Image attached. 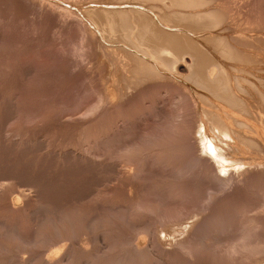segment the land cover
Here are the masks:
<instances>
[{"label": "rangeland", "instance_id": "rangeland-1", "mask_svg": "<svg viewBox=\"0 0 264 264\" xmlns=\"http://www.w3.org/2000/svg\"><path fill=\"white\" fill-rule=\"evenodd\" d=\"M38 1L0 0V264H42L44 250L65 243L74 253L53 264H83L85 251L103 264L117 259L131 264H249L264 257L263 141L259 135L253 138L257 135L249 126L238 129L235 123L234 138L247 134L254 143L248 145L246 137L241 146L238 140L230 142L218 124L219 130L214 127L211 114L204 116L202 109L213 98L192 74L190 54L185 58L191 72L183 75L175 68H156L155 60L158 72L147 63L134 64L136 58H128L123 44L111 50L115 44L98 43L77 14L92 22L85 7H129L142 0H65L72 15L68 19L59 16L63 7L54 12L48 0L43 6ZM191 1L181 4L188 5L182 6V11L190 9L184 11L188 15L200 9ZM209 1L202 8H219L223 23L208 27L202 23L210 19H184L186 24L173 3L181 25L168 26L174 9L172 3L168 7L170 1L142 4L158 17L168 7L171 15L160 26L179 28L212 52L217 51L215 36L228 35L230 43L240 36L250 43L246 47L262 70L264 0ZM191 23L195 28L190 29ZM261 73L263 77L264 69ZM127 75L136 77L130 78L131 85ZM246 81L242 83L251 92ZM260 111L263 120L256 114L248 117H258L257 125L264 129V107ZM218 153L231 159L225 167H219ZM237 160L245 163L239 166Z\"/></svg>", "mask_w": 264, "mask_h": 264}, {"label": "bare ground", "instance_id": "bare-ground-1", "mask_svg": "<svg viewBox=\"0 0 264 264\" xmlns=\"http://www.w3.org/2000/svg\"><path fill=\"white\" fill-rule=\"evenodd\" d=\"M40 1V0H39ZM38 3H42V2H39ZM43 1V0H42ZM99 1V0H98ZM97 0H91L90 2H98ZM101 1V0H100ZM107 1V0H106ZM115 1V0H113ZM111 1V2H113ZM122 2V0H120ZM124 1V0H123ZM126 1V0H125ZM137 1V0H136ZM135 0H133V2H136ZM149 0H145V2H148ZM155 0H151L150 3H149V6L151 4L152 6V2H154ZM161 1H170V3H168V7L171 6L169 4L172 3L173 6H171L172 8H174V4H177L176 7L178 6V8H176L178 11L180 10L181 13H179L175 8L173 9V15L169 14V13H166V12H171L170 9L168 11V7H167V10L163 9L164 11V14L162 16L161 14V17L157 16L156 13H154L153 11V8L152 9H149L147 10L146 7L143 5L145 4L144 3V0H142L143 4L141 1H139L137 4L134 3L133 5H130L129 7H123L125 5H123L122 7H117L116 6V3H112L111 6L109 5V7H103V9L101 8L102 6H100L99 8L102 9L100 11V9H97V7L95 6H90L89 8H84L83 10L86 11L87 14H89L88 16H90L93 20L92 22L95 23L96 27L94 26V24H92L91 21L87 20V18H84V14H81L80 12H77V14L80 16L81 20H83L85 22V24L83 25L86 29L90 30L91 32H93L95 35H93L94 37L96 36L98 39H100V41L98 43H101L104 45V46H109L110 45V48H111V45L115 44V47H112L111 50H113L114 48L116 49L117 47L120 48L119 45L123 44V46L121 47H124L127 51H131L129 53L128 51V55L130 57H128L129 59L131 58H136L135 61H133L134 64H148L149 66V69H150V66H152L153 68L155 67V61H157V66L156 68L159 66L162 67V65L166 66V68H175L176 70V73L177 74H185L189 71V73L192 71V74L195 75V78L197 80V83H199L201 86H203L205 88V90L207 89L208 91V94L211 95V96H208L209 97H212L213 100L209 99V103L208 104V107L204 108V110L202 109V112L204 113V116L207 114H211V117L212 118V121L214 119V123H216V125L214 126L213 122L211 123L214 127L217 126L218 124V128H222V130L220 129V131L222 132V134H224L226 138V140H228L230 138V142L231 140H233L234 142L237 141L238 144L241 142H243L242 144H246L245 139L246 138H251V136H248L247 134L245 135V137L243 135H239V134H235L236 137L234 138V134L233 133V130H232V124H235L236 123V127L238 128V125L240 126V129H243V127H246L244 128L245 130H247L248 126L249 128H252L250 130H252L251 132H254L255 135L257 136H253L254 137H257L258 138V135L261 137L260 139H262L263 141V145H264V129L260 128V126H258L257 124H259L257 122V118L255 119L256 121H250V120H254L248 116H253V117H256V115H259V118L261 120L262 119V116L259 114L261 111L260 109L262 107H264V89H263V85L262 82L264 83V81L260 82V84H262V86L258 83V78L261 77L262 80H264V75L263 77L261 76L262 73L261 71L264 69L261 70V66H256V62H254L256 59V57L254 58V53L251 52V50L247 49V45H249L250 43H248V41H241V38L240 36L236 35L234 36V39L236 41H234L233 43H236V44H233L232 42L230 43V37L228 38V35H218V36H215L214 39L211 38L213 44H215V48L217 51H213L212 50H208V49H203L201 46H199L197 44V42L191 38L190 36L186 35L185 33L181 32L179 28H176L174 31H168L164 28H162L159 24V22L162 20H168V14L169 16L171 15V19L170 21H166V25L168 26H177L178 24H180V20H181V17H183V22L185 21L184 19H186V21H188L187 19H191L192 20H202L204 19H210V21L207 23L206 22H203L202 24H208V27L209 26H213L217 24V21H222L224 19V17H222L223 15L221 14V10H219V8H214L213 6L211 7H206V8H202V6H205L206 3H208L209 0H192L191 2H194V4L198 7H200L199 11L196 10V12L193 14V15H188L187 13H185L184 11H189L187 8V10H185L184 8V11L183 10V7H186L188 5H181V4H184V3H187L188 1L187 0H159V3L161 4L162 2ZM66 1L64 0L63 2H55V1H51V0H48L46 3L48 5V7L50 9H53L54 12H55V9H59V7H63L62 10L59 9L58 13H59V16L62 17V18H67L69 15H71L70 11L71 9H67L68 5L65 3ZM69 2V1H68ZM72 2V1H70ZM77 2V1H76ZM80 2V1H79ZM82 2V1H81ZM102 2V1H101ZM103 2L105 3V0H103ZM119 4L120 2L117 1ZM132 2V0L130 1ZM130 2H127V3H130ZM156 2V1H155ZM154 2V3H155ZM211 2V1H209ZM37 3V4H38ZM110 3V1L108 2ZM107 3V5H108ZM117 3V4H118ZM153 3V4H154ZM158 3V2H157ZM157 3H155L154 5H156ZM158 3V4H159ZM174 3V4H173ZM215 3V2H214ZM219 3V2H218ZM43 4L45 5V2L43 1L42 5ZM73 4V3H72ZM81 4V3H79ZM78 4V5H79ZM118 4V5H119ZM131 4V3H130ZM167 5V2L165 3ZM180 6H179V5ZM77 5V6H78ZM146 5V4H145ZM148 5V4H147ZM164 5V3H163ZM209 5V3H208ZM39 6V5H38ZM40 6V7H42ZM70 6V5H69ZM72 6V5H71ZM148 6V7H149ZM159 6V5H158ZM191 6V4H189V7ZM195 6V7H196ZM47 7V6H45ZM44 7V8H45ZM76 7V6H75ZM170 7V8H171ZM180 7L182 9H180ZM48 8V9H49ZM65 8V9H64ZM73 9H75L74 7H72ZM156 8V7H155ZM160 8V11L161 10V5L159 6ZM171 8V10H172ZM192 8V7H191ZM202 8V9H201ZM49 9V11H50ZM77 9V8H76ZM51 10V11H53ZM156 10V9H155ZM177 11L174 12V11ZM217 10V11H216ZM73 11V10H72ZM81 11V9H80ZM225 11V9H224ZM76 12V11H75ZM74 12V13H75ZM157 12V11H155ZM182 12L187 14V16H185V14L182 15ZM193 11L189 12V13H192ZM219 12V13H218ZM56 13H57V10H56ZM57 13V14H58ZM85 13V12H84ZM85 13V14H86ZM163 13V11L161 12ZM174 13L175 15L179 13L180 17L179 16H174ZM73 14V12H72ZM74 15V14H73ZM160 15V13L158 14ZM182 15V16H181ZM58 16V15H57ZM72 16V15H71ZM75 16V15H74ZM73 16V18H74ZM78 16V17H79ZM166 16V17H165ZM174 16V17H173ZM70 17V16H69ZM68 17V18H69ZM77 17V15H76ZM89 17V19H90ZM180 18V20L178 21V19ZM67 18V19H68ZM72 18V20H74ZM79 18V19H80ZM160 18V19H159ZM76 20V23H77V19ZM74 20V21H75ZM225 20V19H224ZM185 21V23H186ZM190 21V22H191ZM197 21V22H198ZM58 22V21H57ZM182 22V20H181ZM189 22V21H188ZM189 22V23H190ZM195 21H193L194 23ZM226 22V21H225ZM163 23V22H162ZM175 23V24H174ZM176 23H178L176 25ZM188 23V24H189ZM199 23V22H198ZM201 23V22H200ZM198 24V25H202V24ZM223 23V21H222ZM187 24V23H186ZM192 24V23H191ZM190 24V29H193V24L191 25ZM195 24V23H194ZM66 25V23H65ZM181 25V24H180ZM197 25V24H196ZM220 25V24H219ZM184 28H187L189 27V25H182ZM221 26V25H220ZM178 27V26H177ZM198 27H201V26H198ZM207 27V25L205 26ZM181 28V27H180ZM195 28V27H194ZM216 28V27H215ZM189 29V28H187ZM189 29V30H190ZM197 29V28H196ZM201 29V28H200ZM206 29V28H205ZM203 29V30H205ZM212 29V28H211ZM184 30V29H183ZM192 31V30H191ZM194 31V30H193ZM192 31V32H193ZM196 31V30H195ZM213 31V30H212ZM206 32V31H205ZM194 33V32H193ZM211 33V32H209ZM238 33V32H237ZM214 34V33H213ZM223 34V33H222ZM192 35V34H191ZM205 35H208L205 33ZM217 35V34H215ZM202 36V35H201ZM203 37V36H202ZM210 38V36L208 37ZM97 39V40H98ZM203 39V38H202ZM201 39V40H202ZM205 39V38H204ZM205 41V40H204ZM208 41V40H207ZM233 41V40H232ZM239 41V42H238ZM106 42H109V44H107ZM111 43V44H110ZM199 43V42H198ZM101 44V45H102ZM107 44V45H106ZM118 44V45H116ZM210 45V44H209ZM117 46V47H116ZM213 46V45H212ZM247 46V47H246ZM123 48V49H124ZM136 50H134V49ZM213 48V49H215ZM244 48V49H243ZM118 49V48H117ZM109 51V50H108ZM122 51V50H121ZM124 51V50H123ZM115 53V52H114ZM126 53V51H125ZM133 53V55L135 54V57H131V54ZM127 54V53H126ZM146 54V55H145ZM187 54H190V61L192 62V64H190L191 66H193V70L190 71V68H188V64L189 62H187V59L185 58V56ZM114 55V54H113ZM148 56L145 57V56ZM150 57V58H149ZM224 58V59H222ZM117 59V58H116ZM134 60V59H133ZM153 60H155L153 62ZM180 60V61H179ZM226 60V62H225ZM232 62H230V61ZM235 60V61H234ZM259 60V58H258ZM160 62V65H158ZM259 62V61H258ZM261 62V61H260ZM132 63V62H130ZM150 63V64H149ZM264 63V62H263ZM262 63V64H263ZM125 64V63H124ZM127 64V63H126ZM138 64V65H139ZM146 64V65H147ZM252 64V65H251ZM255 64V65H253ZM258 64V63H257ZM137 65V69L139 68V66ZM144 65V66H146ZM251 65V66H250ZM132 67H136V65L132 66ZM147 67V68H148ZM158 67V68H159ZM146 68V69H147ZM154 68V69H156ZM165 68V69H166ZM127 69V68H126ZM125 69V70H126ZM136 69V68H135ZM140 69V68H139ZM146 69H143L145 71H148ZM153 69V70H154ZM160 69V68H159ZM132 71H134L132 68H131ZM153 70L151 72H153ZM162 70V69H161ZM161 70H160V74H161ZM139 71H142V67H141V70ZM139 71H135V73H139ZM157 71V69L155 70ZM159 71V70H158ZM157 71V72H158ZM127 72V71H126ZM131 72V71H130ZM129 72V73H130ZM134 73V74H135ZM143 73V72H142ZM261 73V74H260ZM132 74V73H131ZM130 74V75H131ZM132 74V76L134 75ZM149 76H150V73H148ZM146 74V75H148ZM155 74V72H154ZM153 74V75H154ZM145 75V74H144ZM143 75V77H144ZM152 75V73H151ZM193 75V76H194ZM129 77V80L127 79L126 82L130 83V85L132 84L133 82V79H135L133 77V79L127 75ZM141 76V75H140ZM187 76V75H186ZM190 76V75H189ZM260 76V77H259ZM127 77V78H128ZM142 77V76H141ZM148 77V76H147ZM130 78L132 80V82L130 81ZM146 78V77H145ZM179 78V77H178ZM187 78V77H186ZM139 79V77H138ZM144 79V78H143ZM250 81L251 82V92L249 91L248 87L246 88L242 83L244 81ZM247 81L245 83H247ZM135 82V80H134ZM184 83V82H183ZM193 83V82H192ZM196 83V82H195ZM242 83V84H241ZM142 84V83H141ZM198 84V85H199ZM129 85V86H130ZM196 85V84H195ZM128 86V85H127ZM126 86V87H127ZM128 86V87H129ZM243 86V87H242ZM248 86V85H247ZM244 87L248 90H244ZM249 88H250V85H249ZM249 91V92H248ZM114 92V91H113ZM192 92V91H191ZM115 93V92H114ZM113 95V94H112ZM111 96V95H110ZM205 96V95H204ZM202 97V96H201ZM116 101V100H115ZM201 101V100H200ZM206 105V104H205ZM83 109V108H82ZM263 110V109H262ZM202 114V113H201ZM201 114H198L200 115V117L202 116L203 118V115ZM206 115V117L208 118V116ZM212 115H214L212 117ZM199 117V118H200ZM206 118V120H207ZM258 118V119H259ZM205 120V118H203ZM259 119V120H260ZM204 120H201L204 122ZM200 121V122H201ZM202 122V123H203ZM206 122V121H205ZM211 122V121H209ZM242 123L241 125L245 124V123H248L249 125H243L241 126L240 124L238 123ZM257 122V123H256ZM262 122V121H261ZM206 124V123H205ZM204 124V125H205ZM207 125V124H206ZM205 125V126H206ZM220 125V127H219ZM203 126V124L201 125ZM204 126V127H205ZM234 126V125H233ZM262 126V125H261ZM216 127V129H218ZM235 127V130L237 132V129ZM242 127V128H241ZM209 128V127H208ZM264 128V127H263ZM206 129V128H205ZM239 129V128H238ZM243 129V130H244ZM214 130V129H213ZM219 130V129H218ZM235 130H234V133H235ZM211 131V130H210ZM219 131V133H220ZM239 131V130H238ZM218 132V131H217ZM215 132V133H217ZM232 132V133H231ZM241 132V131H240ZM243 132V131H242ZM247 133V131H245ZM250 132V131H249ZM218 134V133H217ZM221 134V135H222ZM244 134V133H243ZM238 135V136H237ZM253 135V134H252ZM198 136V135H197ZM203 136V135H202ZM220 136V134H219ZM219 136H217L218 138H220ZM223 136V135H222ZM248 136V137H247ZM212 137V136H211ZM216 137V135L214 136ZM248 139L250 141H248V145H249V142H252L251 140L252 139ZM209 140H207L208 143H211V145H218L217 142L211 140V138H208ZM217 139V138H216ZM236 139V140H235ZM259 139V138H258ZM257 139V141H258ZM218 140V139H217ZM247 140V139H246ZM256 140V139H255ZM206 141V140H205ZM229 141V140H228ZM254 141V140H253ZM201 142V140H200ZM199 142V143H200ZM256 142V141H255ZM220 143V142H219ZM227 143V142H226ZM233 143V142H232ZM232 143H230L231 145H233ZM254 143V142H252ZM228 144V143H227ZM237 144V143H236ZM239 144V145H240ZM251 144V143H250ZM259 144V143H258ZM212 145V146H213ZM230 145V146H231ZM242 145V146H243ZM254 145V144H253ZM205 146V145H204ZM211 146V147H212ZM214 146V148H215ZM223 146V145H221ZM235 148L237 147V145L235 146V144L233 145ZM241 146V145H240ZM252 146V145H251ZM206 147V146H205ZM233 148V147H232ZM234 148V149H235ZM239 148V147H237ZM206 149V148H205ZM243 149V147H242ZM241 149V150H242ZM216 150V149H215ZM240 150V151H241ZM233 151V150H232ZM239 151V150H238ZM211 152V151H210ZM237 152V150H236ZM213 154V153H212ZM218 155H220L221 157V161L219 160V163L218 164H221L219 167H225V163L227 162H230V160H228V158H226V156L224 157L223 155H221L220 153H218ZM216 156V155H215ZM230 156V155H229ZM234 156H232L231 158H233ZM218 158V157H216ZM235 158V157H234ZM249 159V158H248ZM258 159V158H257ZM91 160V159H90ZM214 160H217V159H214ZM213 160V161H214ZM233 160V159H232ZM238 161V160H237ZM242 160L238 161V162H234V163H238L239 166L242 164H244L245 162H241ZM262 161V160H261ZM212 162V160H211ZM221 162V163H220ZM222 162H224L222 164ZM252 162V161H251ZM92 163V162H91ZM233 163V162H232ZM215 164V163H214ZM217 164V165H218ZM237 164V165H238ZM224 165V166H223ZM228 165V164H227ZM235 165V164H234ZM124 166V165H123ZM236 166V165H235ZM6 169V168H5ZM231 169V168H230ZM220 170V169H219ZM41 178V177H40ZM23 183V182H22ZM32 183V182H31ZM3 184V183H2ZM2 186V185H1ZM3 187V186H2ZM35 187V186H34ZM38 187V186H37ZM42 188V187H41ZM50 188V187H49ZM22 191V190H21ZM27 191V190H26ZM22 194V193H21ZM20 194V195H21ZM26 194V193H24ZM17 196H19L17 194ZM15 197L17 200H19V197ZM46 196V195H45ZM14 199V198H13ZM15 200V199H14ZM21 200V199H20ZM24 203V202H23ZM34 209V208H33ZM44 212V211H43ZM51 223V222H50ZM181 228V227H179ZM177 230V229H176ZM58 232V231H57ZM244 237H246V235H244ZM171 238V237H170ZM240 238V237H239ZM242 240V238H240ZM240 240V241H241ZM245 240V239H244ZM62 241V240H61ZM66 241V240H65ZM101 241V240H100ZM243 242V240H242ZM240 242L241 244H245L247 245L246 243H242ZM245 242V241H244ZM28 244H33V243H36L35 241H29L27 242ZM61 243H64V242H61ZM68 243V242H67ZM41 244V243H39ZM70 244V243H69ZM75 244V242H74ZM141 244V242H140ZM239 245V246H242V245ZM20 245V244H19ZM24 245V244H23ZM116 245V244H115ZM132 245V244H131ZM233 245V244H232ZM237 245V243H236ZM22 246V245H21ZM79 246V245H78ZM104 246V245H103ZM237 246V247H239ZM73 247V246H72ZM233 248L235 246H232ZM236 247V248H237ZM254 247V246H252ZM251 247V248H252ZM74 248V247H73ZM231 248V250L233 249ZM242 248L244 249V247L242 246ZM242 248H240L242 250ZM80 249V248H79ZM246 249V248H245ZM244 249V250H245ZM248 249V248H247ZM255 249V247L253 248V250ZM41 250V249H40ZM76 250V249H75ZM74 250V251H75ZM81 250V249H80ZM236 250V249H235ZM234 250V251H235ZM72 249H71V246H68L65 244H60L56 247H52L48 250H44V257H42V255H39L42 260H43V263L44 264H53L55 263L56 261L58 260H61V258L63 256H65V258L67 256H71V253L73 254L74 252H71ZM91 252V251H90ZM97 252V251H96ZM100 252V251H99ZM138 252V251H137ZM244 252V251H243ZM77 253V251H76ZM131 253V252H129ZM126 254V253H125ZM134 254V252H133ZM67 255V256H66ZM122 255V254H121ZM128 255V253H127ZM126 255V256H127ZM139 255V254H138ZM78 256H79V253H78ZM100 256H102L100 254ZM113 256V255H112ZM131 256H132V253H131ZM253 256V255H252ZM34 257V256H33ZM75 258V256H73ZM72 257V258H73ZM130 257V256H129ZM138 257V256H137ZM96 254L94 253H88V252H84L81 254V260L80 262H82L83 264L87 263V264H103V263H98L96 262ZM70 259V258H69ZM76 259V258H75ZM126 259V258H125ZM13 260V259H12ZM21 260V259H20ZM63 260V259H62ZM134 260V259H133ZM71 261V260H70ZM112 262L109 263H106V264H131V263H128L127 261L126 262H122L120 259H117L115 261L111 260ZM68 262V261H67ZM72 263L75 262V261H71ZM101 262V261H100ZM21 263V262H20ZM42 263V264H43ZM70 263V262H68ZM247 263V262H246ZM57 264V263H56ZM61 264V263H60ZM79 264V263H78ZM81 264V263H80ZM249 264H264V257H260V258H257L256 260L252 261L251 263Z\"/></svg>", "mask_w": 264, "mask_h": 264}]
</instances>
